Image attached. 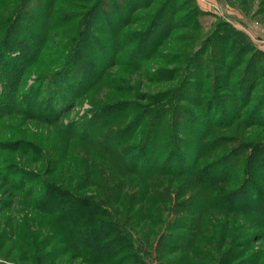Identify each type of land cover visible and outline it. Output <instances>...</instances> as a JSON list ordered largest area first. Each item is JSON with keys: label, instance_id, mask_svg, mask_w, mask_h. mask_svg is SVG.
I'll return each instance as SVG.
<instances>
[{"label": "rangeland", "instance_id": "rangeland-1", "mask_svg": "<svg viewBox=\"0 0 264 264\" xmlns=\"http://www.w3.org/2000/svg\"><path fill=\"white\" fill-rule=\"evenodd\" d=\"M41 1L42 8L39 6L34 15L43 16L41 20L54 18L57 27L49 30L47 47L43 46L42 54L28 67L15 99L11 102L0 99V264H85L73 258L72 252L59 242L57 226L59 219L65 224V211L57 204L61 195L51 196L47 190L57 187L60 192L68 186L83 196H104L105 167L113 177L119 175L114 173L111 157L83 141V135H97L98 144L104 138L111 139L110 134L125 128L135 108L153 98L162 99L159 104L166 103L167 95L174 89L181 92L177 108L181 104L187 113H196L209 122L198 123L195 115L192 118L197 126L195 133L202 134L204 128L202 137L208 131V135L212 134L209 137L214 136L203 164L242 142L244 152L235 180L242 179L247 171L264 198V170L257 175L251 172L253 167L248 163L251 154L264 153V119L254 115L261 105L256 106L257 99L264 95V0H101L108 17L117 18L124 4L121 14L127 15L117 26L115 19L107 23L104 12L95 14L94 25L90 27L95 30L92 34L97 44L103 43L102 38L110 42L103 43L106 53L97 45L95 48L103 55L95 57L94 71L99 73L105 66L102 75L83 95H75L74 104L50 101V107L55 104L59 107L49 118L34 112L46 101V95L41 96L40 91L52 86L40 74L59 67L54 63L60 49L69 48V34L75 30L90 33L91 28L83 24L80 14L96 0ZM32 5L31 11L37 4ZM112 6L119 10L118 14L113 15ZM61 30H65V35ZM207 33L209 36L204 37ZM148 35L152 36L143 48L141 39ZM222 35L231 43L225 42L224 53H210L208 48L213 42L210 38ZM83 44V40L78 43ZM210 94L229 110H219L220 119L207 116L211 110L207 98ZM238 96H243V100L235 103ZM109 103L124 106L112 118L89 123V118L98 114L97 107ZM27 106L33 112L27 111ZM184 111L178 109L177 114L185 117ZM165 116L167 120L170 112ZM181 119L177 117V122L181 121L177 133L194 140L195 135L190 134L193 132ZM128 134L123 136L126 138ZM219 144L221 147L215 150ZM260 160L264 164V157ZM171 180L167 177L165 182L171 184L168 182ZM235 180L224 186L230 187ZM193 186L189 182L184 199L196 193V200L204 197ZM122 196L124 199L125 195ZM110 202L106 201L105 210L127 219L128 229L137 241L138 238L143 241L154 264H264V221L254 213H226L212 208L191 211L192 217L185 219L192 220L190 225L183 222L174 225L177 226L174 231H182L185 236L191 234L188 244L177 242L169 246L165 238L160 239L163 234L160 231L173 229L160 224L171 218L168 212L174 206L172 201L166 205L161 201L158 205L162 222L155 226L149 221L145 226L131 220L132 213L125 203ZM60 213L62 217L58 218ZM136 215L140 219L141 215ZM179 218L174 216L171 220Z\"/></svg>", "mask_w": 264, "mask_h": 264}, {"label": "trees", "instance_id": "trees-1", "mask_svg": "<svg viewBox=\"0 0 264 264\" xmlns=\"http://www.w3.org/2000/svg\"><path fill=\"white\" fill-rule=\"evenodd\" d=\"M41 2V0H8V2L0 0V99L4 98L7 102L15 99L19 84L24 79L28 67L42 54L43 46L47 47L45 42L49 36V30L52 27H57L53 24L54 18L45 17L43 22L41 12L39 14L42 17H37L38 14L34 15L39 6L40 9L42 8ZM32 3L37 4L33 11L30 10L33 6ZM103 5L101 0H96L92 7L90 5L80 14L83 24L91 28L90 33L81 34L75 30V33L69 34L67 40L70 44L69 48L66 51L61 48L54 63L59 67L44 70L40 74V78L51 81L52 86L44 87L40 91L41 96L46 95V101L44 105L38 106V109L34 111L36 115L49 118L51 112L58 110L57 104L49 106L50 101L51 103L55 101L74 104L75 95L78 97L83 95L102 75L105 66L99 73L94 71L96 69L95 57L103 55L95 48L97 45L101 48H99L100 50L106 53L103 43L110 42L106 38H102L103 43L98 42L100 45L97 44V39L93 35L95 30L90 26L97 17L95 14L104 12ZM124 7H126L125 4L123 9L120 8V14L114 6L111 7L113 15H119L117 18L108 17L104 12L107 23L115 19L118 26L119 22L125 21L127 15L121 14ZM29 12H33L32 15ZM118 19L121 20L118 21ZM60 32L65 35V30ZM209 34L207 33L204 37ZM151 36L148 35L141 39V43H144L143 48L148 44ZM81 39L84 42L83 46L78 45L82 41ZM210 39L213 41L208 48L210 53L218 51L224 53L225 42L231 43L226 35ZM41 45L42 47L39 48ZM109 45L113 48L112 43ZM115 53V56H118V51ZM35 87L33 85L31 89L33 93L36 91ZM174 90L167 95L166 103L159 104L162 99L153 98L147 104L135 108V111L131 112V117L125 128L121 131L123 133L117 129L116 133L110 134L113 135L112 138L109 140L104 138L103 143L99 142L98 144L97 135L95 137L83 135V141L94 145L111 157V166L115 167L114 173L119 175L113 177V173L110 174L107 166L105 167L107 172L104 174L106 176V180L103 182L106 189L104 196L100 198L90 195L83 196L68 186H65V189L60 192L57 191V187H50L51 189L47 190L51 196L61 195L60 199L57 196V204L62 206L65 211V224L60 223L59 219L57 236L60 237L59 242L64 243L63 246L66 250L72 252L73 258H79L85 264H154L147 254L148 248L145 247L143 241L140 238L137 241V237L128 229L127 219L125 221L124 218L116 217L109 210H105L108 209L106 201L110 200L113 205L122 203L128 205L130 213H132L130 219L145 223V226H147V221L154 226L159 225L162 222V216L158 205H161V201H165V205L172 201L174 206L168 212L171 214V218H168L165 224H160L173 229L160 231L163 232L160 239L165 238L166 245L169 246H175L177 242L180 245L188 244L191 234L185 236L186 234L184 235L182 231H174L177 227L174 225L179 222L190 225L192 220L185 219L192 217L191 211L202 212L212 208L226 213H254L256 218L264 221V198L256 189L248 172H245L242 179L235 180L238 173L237 167L244 152L241 146L242 142H237L234 147L224 150L214 156L213 160L203 164L204 155L209 148L207 146L213 143L214 136L209 137L212 134L208 135V131L202 137L204 128H202V134L195 133L197 126L192 120L194 115L198 123L204 120L196 113L192 112L191 115L184 111L181 104L177 108L181 92L179 90L176 93ZM207 98L208 104L211 106L207 116L220 119L218 111L225 110V105H222L214 94H210ZM241 100H243V96H238L235 103ZM257 104L260 106L258 111L254 110V115H257L258 119H264L262 113L264 111V95L259 96L256 106ZM123 106L119 103L99 105L96 109L98 114L89 118V123L99 122L100 118L102 121L105 120V117L112 118L111 115L121 112ZM125 106L127 108V105ZM178 109L179 112L187 113L185 117L177 114ZM26 110L31 111L28 106ZM169 112L170 116L165 120V115ZM179 116L182 117L184 125L193 132L190 134L195 135L194 140L177 133V129L181 125V121L177 122ZM111 123L112 120L109 125ZM205 123H209L207 119H205ZM94 133L96 134L95 131ZM124 133H129V136L125 138ZM220 147L219 144L215 150ZM102 152L100 154L103 155ZM263 157L264 153L260 151L250 155L251 163L249 159L248 163L251 168L253 167L251 172L259 175L264 170V164L260 160ZM252 161H255V165H252ZM167 177L175 182L171 180L168 181L171 184H167L165 182ZM233 180L235 181L230 187L224 186ZM179 181L181 183L178 185ZM189 182H193V188L201 191L204 197L196 200L198 194L196 193L184 199L183 197L188 195L186 187ZM184 187L186 191H183ZM111 193H113L112 196ZM122 195H125L124 199H122ZM256 201L258 204L254 203ZM48 204L52 207L49 201ZM136 214L141 215L140 219ZM69 216L76 217L69 218ZM174 216L181 218L171 220ZM57 217L61 218L62 213ZM189 229L187 228V230ZM42 257L44 258V256Z\"/></svg>", "mask_w": 264, "mask_h": 264}]
</instances>
